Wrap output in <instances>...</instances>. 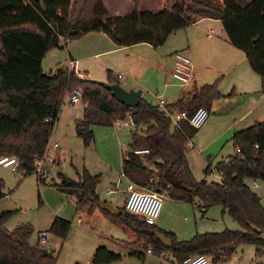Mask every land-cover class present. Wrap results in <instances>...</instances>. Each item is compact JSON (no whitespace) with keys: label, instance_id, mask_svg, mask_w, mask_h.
Listing matches in <instances>:
<instances>
[{"label":"trees","instance_id":"trees-1","mask_svg":"<svg viewBox=\"0 0 264 264\" xmlns=\"http://www.w3.org/2000/svg\"><path fill=\"white\" fill-rule=\"evenodd\" d=\"M127 1L133 11L120 17L112 16L102 0H0V158L16 160V171L22 177L36 174L35 163L44 158L64 98L79 89L84 109L74 129L85 146L93 141L94 126L113 127L130 115L135 130L130 131L131 151L121 164L124 177L170 201L188 203L200 211L219 206L239 229L207 232L176 241L174 234L147 225L126 212L123 205L119 215L111 216L99 208V180L86 169L77 173L76 180L58 174L57 189L76 197L77 211L92 213L98 209L106 218L131 231L137 238L132 244L133 255L140 260L151 249L157 256L168 251L172 264H182L200 254L216 264L230 257L236 247L252 245L255 256L263 258L264 264V207L247 184H264V121L236 132L232 137L235 155L204 169L205 175L210 171L216 173L220 182L197 181L186 153L187 143L197 130L187 121L173 125L158 105L144 97L135 108H128L101 83L79 79L67 68L48 74L42 70V61L50 51L88 33H103L120 48L142 43L158 48L171 34L186 30L201 16L219 20L226 41L244 53L251 71L263 81L264 0H223L214 6L190 1L196 7L194 10L188 9V0H176L169 11L149 12L139 10L141 0ZM106 83L119 85L110 70L106 71ZM218 83L219 80L195 88L168 108L185 111L188 116L199 107L210 111L213 101L222 97ZM135 150L148 153L136 155ZM43 175H37L39 182ZM6 195L5 183L0 179V200ZM15 214L16 210L0 213V264H56V257L45 253L40 242H30V223L6 228V222ZM70 225L56 216L48 233L63 241ZM155 233L171 239V248H164ZM120 259L119 254L99 246L91 263L112 264Z\"/></svg>","mask_w":264,"mask_h":264},{"label":"rangeland","instance_id":"rangeland-1","mask_svg":"<svg viewBox=\"0 0 264 264\" xmlns=\"http://www.w3.org/2000/svg\"><path fill=\"white\" fill-rule=\"evenodd\" d=\"M190 1H187L188 9L194 10L196 7L189 4ZM205 1L210 3L209 0ZM102 2L109 13H115L120 17L133 11L132 4L127 0H102ZM175 2L176 0H141L139 10L142 12L157 11L163 7L162 5L172 3L174 5ZM213 27L217 31V35H221L220 32L223 31L220 23L218 25L214 23ZM50 52L42 63V70L45 74L66 65L63 50L54 49ZM240 54L245 57L243 52ZM55 56H57V60H55ZM56 61L58 64L55 66ZM55 67L58 68L55 69ZM67 69L69 70V67ZM100 71L91 79L84 77L88 80L104 83L106 74L103 70ZM99 78L102 81H99ZM82 109V103L72 106L68 103V98H64L59 114L60 119L56 123V131L54 126L50 139V143H58L62 155L59 165L55 166L52 162H47L46 167L42 164V168L44 167L46 171V174L42 176V182L38 181L37 174L22 177L21 173L16 170L11 171L0 167V179L5 183V192L9 193V199L1 201L0 209L3 206H10V204L11 210H15L12 205H19L22 208V211H16V214L6 222L5 226L12 229L17 221L18 223H30L33 229L31 238L35 239L37 231H46L56 216L71 222L64 241L47 233L46 243L43 244L45 249H49L48 252L56 257L57 264H85L90 260V256L98 246H103L121 256L122 261L114 264H143L144 259L147 260L146 264H172V257L168 251L161 258L163 262L156 257H147L146 252H144L143 259L140 260L133 255L135 250L132 244L136 242L137 238L131 231L125 230L104 215L92 214L89 216L90 213L84 210H82V214L78 213L75 209L76 197L57 189L56 185L60 183L59 173L76 180L77 173L86 169L91 175L98 177L96 192L101 204H110L120 210L123 205L122 201L124 202L123 198L126 196V181L122 176L121 164L126 154L131 151L130 131H134L135 128L116 126L114 129L113 127L94 126L92 128L93 141L85 146L75 135V129H73V120H79L83 116ZM216 146L222 150L223 158L232 155L235 151L230 141L227 143L219 142ZM55 154V150L49 147L47 156L49 160L55 158ZM207 158L208 155L205 156L204 160ZM218 159L211 157L208 160L211 165H214ZM207 166L205 161L200 163L193 158L191 159L190 169L197 181L203 180L205 177L203 171ZM206 180L208 183L220 181L218 175L212 171ZM247 184L259 197L261 205L264 207V184L258 183L255 188L251 182L248 181ZM109 190H116L117 192L108 194ZM175 205L179 208L176 218L179 224L174 232L176 241L190 240L197 233H219L224 230L239 229L237 223L232 221L227 212L219 206L209 207L204 212L188 203H175ZM5 210L8 209H3V211ZM1 212L2 210H0ZM80 221L81 223H79ZM236 251L237 254L229 264H252V262L262 264L263 262V258L255 256V247L252 245L238 246Z\"/></svg>","mask_w":264,"mask_h":264},{"label":"crops","instance_id":"crops-1","mask_svg":"<svg viewBox=\"0 0 264 264\" xmlns=\"http://www.w3.org/2000/svg\"><path fill=\"white\" fill-rule=\"evenodd\" d=\"M195 1L204 2V0ZM209 1L210 3H206V1L204 3L214 6L223 0ZM162 6L163 7L159 10L169 11L173 3ZM110 14L112 16H117L115 13ZM214 23L218 25L220 22L218 19L199 16L190 27L184 31L171 34L165 43L158 48H153L145 43L120 48L116 47L103 33H88L79 40L72 41L69 44H61L60 49L63 50L65 54L64 59L66 63L63 68H68L69 62H73L76 71L83 75V79L85 77L91 79L93 76H96L97 72L100 70H103L105 74L107 70H110L114 76L120 75V78H118L119 85L124 90H141V97L151 100L156 105L158 101H161L163 103V110H168L170 112L176 110L174 108H168L169 104L180 100L184 95L190 93L195 88L219 80L218 89L223 97L213 101L211 109L208 111L209 117L206 123L197 130L193 138L187 143L186 153L190 167L192 158L200 163L205 161L208 165L211 164L208 160L211 157L219 158L217 162L227 160L235 155V151L232 155L223 158L222 150H219L216 144L219 142L227 143L229 141L231 143L232 137L236 132L264 121V80L262 81L259 76L251 71L246 58L240 54L242 52L226 41L223 32H220L221 35H217V31L213 27ZM176 52L184 54L191 60L195 72L193 80L184 86H181L171 75L175 66L173 54ZM55 60H57V56H55ZM57 64L56 61L55 66ZM57 68L58 67H55V69ZM57 70H52L50 73H54ZM99 81H102L101 78H99ZM104 82L106 83V75ZM58 119H60L59 115L57 121ZM76 120L77 119L73 120V127ZM57 121L54 125L55 131L57 128ZM115 127L116 126H113L114 129ZM50 139L47 148L49 149L50 147L55 150V158L49 160L47 157V149L42 164L46 166L47 162H52L56 166L59 165L62 154L58 143H50ZM57 140L59 139L57 138ZM53 144H57L56 149L51 147ZM213 146L216 147L214 148ZM207 155L208 158L204 160ZM44 169L43 167V174L45 175L46 171ZM208 174H204L205 177L202 181L208 182L206 180ZM251 183L255 188L259 182ZM4 199H9L8 192L6 197L0 200V204ZM12 206H14L16 211H22L19 205ZM110 206L114 208L112 205ZM10 207L11 204L10 206L1 207L0 210H11ZM114 209L119 211L117 208ZM99 211L95 210L88 215L91 216L94 214L102 216L103 214ZM77 212L80 214L83 213V211ZM79 223H81V221ZM17 224H19L18 221L16 225ZM16 225H14L13 228H15ZM48 226H50V224ZM48 228L46 231H37L36 238L30 239L32 244L40 242L38 234L39 232H45V242L40 243L43 246L44 252L49 251V249H45V245H43L46 243ZM236 248L230 257L216 264H229L237 254ZM145 255L152 258L156 257L163 262L161 256L155 254L148 255L146 253ZM208 258L210 259V257ZM91 261L92 256H90V260L85 264H92ZM146 262L147 260L144 259L143 264H146ZM252 264L261 263L252 262Z\"/></svg>","mask_w":264,"mask_h":264},{"label":"built area","instance_id":"built-area-1","mask_svg":"<svg viewBox=\"0 0 264 264\" xmlns=\"http://www.w3.org/2000/svg\"><path fill=\"white\" fill-rule=\"evenodd\" d=\"M173 57L175 60V66L171 73L172 77L178 81L181 86L190 83L195 76L191 60L180 52L174 53ZM69 70L74 72L79 79H83V75L76 71L73 62H69ZM116 77L120 78V75H116ZM66 97L68 98L69 104L72 106L81 103V91L79 89L67 94ZM157 105L163 110V103L161 101H158ZM163 111L173 125H177L179 121H187L188 124L196 130L200 129L209 117V112L203 107L197 108L191 116H188L185 111ZM114 126L135 128V124L130 115H127L124 120L117 121ZM51 147L56 149L57 144H53ZM256 147L257 146H255V148ZM236 152L238 153L239 150L237 149ZM133 153L141 155L148 153V151L135 150ZM35 164L36 174L40 175L43 172L42 160H37ZM0 167L9 168L12 171H15L17 168V161L11 158H0ZM122 176L126 181V196L124 197L123 202L124 210L144 221L147 225L155 226L164 232L174 234L179 224V221L176 220L179 208L175 205V202L170 201L156 192L139 187L127 180L123 174ZM116 192V190H109L108 194H114ZM38 236L40 243H44L46 233L39 232ZM146 254L151 255L153 253L151 249H148ZM162 256H164V253L161 254V257ZM182 264H213V262L206 255L200 254L184 260Z\"/></svg>","mask_w":264,"mask_h":264},{"label":"water","instance_id":"water-1","mask_svg":"<svg viewBox=\"0 0 264 264\" xmlns=\"http://www.w3.org/2000/svg\"><path fill=\"white\" fill-rule=\"evenodd\" d=\"M106 90H108L111 95L121 104L125 105L128 108H135L141 99V90H124L120 85L118 84H107V83H101ZM99 208L101 210H104L111 216H117L119 215V211L112 208L109 204H100ZM156 239L161 243V245L166 248L170 249L172 246V240L167 238L162 233H155ZM48 253V252H45Z\"/></svg>","mask_w":264,"mask_h":264}]
</instances>
